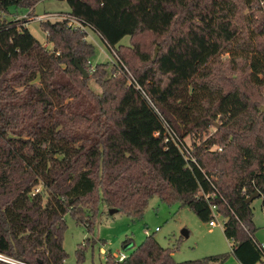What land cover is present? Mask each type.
<instances>
[{
    "label": "trees",
    "instance_id": "trees-1",
    "mask_svg": "<svg viewBox=\"0 0 264 264\" xmlns=\"http://www.w3.org/2000/svg\"><path fill=\"white\" fill-rule=\"evenodd\" d=\"M40 1L0 0V252L27 264H64L67 213L91 230L100 204L137 216L158 195L179 199L204 222L213 220L215 206L236 259L261 261L246 201L260 191L264 206L260 0H66L68 13L116 55L93 72L96 48L86 30L42 21L50 51L26 24L1 15ZM143 32L163 37L162 49L150 59L136 48L148 64L137 67L125 51ZM127 35L130 43L119 44ZM77 63L97 76L102 91ZM217 118L220 127L203 138ZM226 257L176 262L149 235L123 261L107 260L222 264Z\"/></svg>",
    "mask_w": 264,
    "mask_h": 264
},
{
    "label": "rangeland",
    "instance_id": "rangeland-1",
    "mask_svg": "<svg viewBox=\"0 0 264 264\" xmlns=\"http://www.w3.org/2000/svg\"><path fill=\"white\" fill-rule=\"evenodd\" d=\"M70 6L66 0H41L34 9L27 6H9L1 15L8 19H18L27 25L31 33L50 51H53V43L48 41L47 32L41 26V22L32 20L34 15H42L46 12L68 13ZM56 20V19H54ZM52 20V21H54ZM88 41H92L96 48V54L90 58L92 65L106 62H116L114 51L107 45L99 34L88 29ZM131 36H125L119 44L130 43ZM163 37L151 32H143L138 35L134 49H128L125 53L132 58L137 67H146L139 56L135 55L136 48L142 55H148L154 59L162 49ZM131 46H134V41ZM157 54V56H158ZM229 54L223 53L220 60L227 63ZM157 58V57H156ZM242 69L247 70L243 60H240ZM127 69L134 73L127 66ZM245 70V71H246ZM90 86L97 92L102 91L97 76L90 74ZM254 99L261 92L255 91ZM260 103H264V95ZM220 118H217L203 135L207 138L213 135L220 127ZM193 138L187 136L185 141L191 146ZM197 141V139H196ZM212 149H217L213 146ZM98 192H96V197ZM253 220L256 227L255 237L264 242V206L263 198L258 197L252 201ZM218 222L211 227L209 222L201 220L197 214L187 205H183L179 199L167 201L158 195H154L141 215L131 216L123 211L111 214L109 207L100 204L99 212L95 217L93 228L90 230L85 223H79L67 213L65 216L67 228L64 232V247L68 254L64 264H109L107 257L125 253L130 255L135 247L152 235L159 243L171 249L176 262L203 259L212 255H226L222 264H241L232 254V241L224 233V217L214 214ZM188 231V236L184 231ZM135 246V247H133ZM82 256H79L78 250ZM117 260V259H116Z\"/></svg>",
    "mask_w": 264,
    "mask_h": 264
},
{
    "label": "built area",
    "instance_id": "built-area-1",
    "mask_svg": "<svg viewBox=\"0 0 264 264\" xmlns=\"http://www.w3.org/2000/svg\"><path fill=\"white\" fill-rule=\"evenodd\" d=\"M260 6L262 7V10H263V12H264V0H260ZM54 19H56V20H54ZM32 20H37V21H39V22H42V21H49V20H54V21H57V20H59V21H64V20H67L68 21V23H69V26L70 27H73V28H78V27H80V28H82V29H84V30H88V28H86V27H84L76 18H74L72 15H70L69 13H60V12H53V13H50V12H46V13H44V14H42V15H34L33 17H32V19H31V21ZM88 32V31H87ZM90 62V64H91V72H93L94 71V69H95V65H92V63H91V61H89ZM130 75H131V73H130ZM130 82L131 83H135L134 82V80H133V77H132V75H131V80H130ZM135 85H136V87H140L139 85H137L136 83H135ZM167 130H168V132L170 133V135H171V137H172V139L175 141V143L177 144V145H179V147H180V149H181V151L183 152V150H184V148H182L181 147V143H180V141H178V139H177V137H176V135H175V133L172 131V129L171 128H169L168 126H167ZM156 135H158L159 134V132H156L155 133ZM213 210H214V214H216V211H215V206L213 207ZM225 222V221H224ZM223 222V223H224ZM217 224H218V222L216 221V219L215 218H213V220H211V221H209V225L211 226V227H214V226H217ZM257 245L259 246V248L260 249H262L263 251H264V242H257ZM128 257V255L127 254H125V253H120L119 255H115V258L117 259V261H123L124 259H126ZM0 261H3V262H6V263H9V264H27V263H24V262H20V261H18V260H16V259H14V258H12V257H10V256H7V255H5V254H3V253H1L0 252ZM256 264H264V255H263V257H262V260L261 261H259L258 263H256Z\"/></svg>",
    "mask_w": 264,
    "mask_h": 264
},
{
    "label": "water",
    "instance_id": "water-1",
    "mask_svg": "<svg viewBox=\"0 0 264 264\" xmlns=\"http://www.w3.org/2000/svg\"><path fill=\"white\" fill-rule=\"evenodd\" d=\"M157 54H158V52L156 51L154 59H156ZM77 67L80 70V72L82 73L83 77L88 78L90 76L89 71L86 68L82 67L79 63H77ZM262 111L264 112V106L262 108ZM258 197H261V192L260 191H256V192L252 193L251 195H249L247 197L246 201L248 203H251L255 198H258ZM117 212H118V209H116V208L110 209V213L111 214H114V213H117ZM183 233H184L185 236H188V231L187 230H185Z\"/></svg>",
    "mask_w": 264,
    "mask_h": 264
},
{
    "label": "crops",
    "instance_id": "crops-1",
    "mask_svg": "<svg viewBox=\"0 0 264 264\" xmlns=\"http://www.w3.org/2000/svg\"><path fill=\"white\" fill-rule=\"evenodd\" d=\"M69 11H70V9H69ZM69 11H67V12H69ZM259 241V240H258Z\"/></svg>",
    "mask_w": 264,
    "mask_h": 264
}]
</instances>
